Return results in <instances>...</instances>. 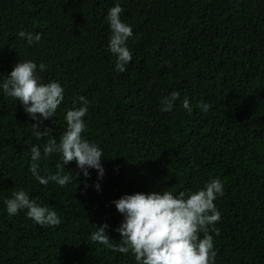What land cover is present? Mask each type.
<instances>
[{
  "label": "trees",
  "instance_id": "16d2710c",
  "mask_svg": "<svg viewBox=\"0 0 264 264\" xmlns=\"http://www.w3.org/2000/svg\"><path fill=\"white\" fill-rule=\"evenodd\" d=\"M0 264H264V0H0Z\"/></svg>",
  "mask_w": 264,
  "mask_h": 264
}]
</instances>
